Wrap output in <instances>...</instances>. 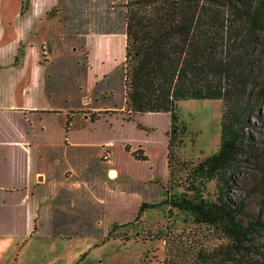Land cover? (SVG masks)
Listing matches in <instances>:
<instances>
[{"label": "trees", "instance_id": "trees-1", "mask_svg": "<svg viewBox=\"0 0 264 264\" xmlns=\"http://www.w3.org/2000/svg\"><path fill=\"white\" fill-rule=\"evenodd\" d=\"M66 3L71 43L79 35L126 36L125 61L96 84V93L115 101L114 108H125L131 117L144 113L170 114L167 156L170 173L176 159L177 134L185 135L187 131L178 115V103L221 102L217 151L190 167L184 191L172 193L168 189L165 201L143 202L137 220L147 210L166 205L171 211L190 215L198 225L220 230L233 245L242 247L258 222L242 225L245 204L233 201L229 193L237 184L235 177L241 164L256 167L264 164V141L259 143L253 132L258 126L264 134V116L260 113L264 104V0H66ZM71 114L67 129L72 125ZM94 114L84 116L96 122L99 114ZM138 154L133 153L137 160L148 161ZM57 179L40 187L41 198L56 205L51 214V230L61 238L71 237L75 232L85 236L97 234L96 210L90 196L82 195L81 200L71 203L73 194L66 188L56 192ZM209 184L214 188L212 198L206 197ZM58 204L73 206L75 211H63ZM169 262L168 253L165 264Z\"/></svg>", "mask_w": 264, "mask_h": 264}, {"label": "rangeland", "instance_id": "rangeland-1", "mask_svg": "<svg viewBox=\"0 0 264 264\" xmlns=\"http://www.w3.org/2000/svg\"><path fill=\"white\" fill-rule=\"evenodd\" d=\"M17 1L4 0L3 4L7 2L6 6L13 12ZM53 12L58 13L56 9ZM79 56V72L74 70L71 75L72 91L74 87L81 90L79 97L82 100L78 106L81 114L78 117L85 114L90 117L95 113L99 114V118L95 116L99 120L75 119L71 142L77 144L70 148L69 158L75 171L85 166L84 171L80 177L76 172V176L68 180L58 177L55 189L57 192L66 188L72 193L71 203L88 194L96 210L99 231L91 236L75 235V232L71 237L61 238L50 229L49 212L44 206L35 215L37 230L34 231L30 205L8 203L5 221L0 213V264H165L168 253L170 264H264V164L258 167L241 164L235 177L237 184L229 193L233 201L241 200L245 204L241 224L247 226L258 222L242 247L233 245L220 230L198 225L190 215L171 211L166 205L146 211L137 220L142 202L165 201L168 189L172 193L184 191L190 167L217 151L221 102L190 100L178 103V115L187 131L185 135L177 134L176 159L170 173L167 158L172 125L170 114L144 113L131 117L125 108H114L115 101L96 93L94 73L101 71L89 65L87 52H81ZM113 56V65L118 64L121 58L123 60L124 51ZM103 70L107 71L106 68ZM84 73H89L90 77L86 78ZM74 75L79 86L74 82ZM260 113L264 116V104ZM253 132L259 143L264 141L258 126ZM6 136L13 138L18 134L7 131ZM61 152L62 149H56L54 154ZM134 152L148 161L137 160ZM23 161L21 157L19 162L22 164ZM7 162V180L10 177L22 179L23 166L16 164L9 150ZM112 169H118V175L112 176L115 171ZM123 182L134 191L128 206L127 195L120 194L119 200L112 196L121 190L118 187L124 185ZM17 183L18 180L7 182ZM73 184L79 185L78 188ZM213 193V185L209 184L206 197L212 198ZM9 199L14 201L15 197ZM117 200L123 207H114ZM58 206L63 211H75L73 206Z\"/></svg>", "mask_w": 264, "mask_h": 264}, {"label": "crops", "instance_id": "crops-1", "mask_svg": "<svg viewBox=\"0 0 264 264\" xmlns=\"http://www.w3.org/2000/svg\"><path fill=\"white\" fill-rule=\"evenodd\" d=\"M3 1L0 0V213L5 221L8 203L30 205V217L37 230L35 215L39 209L42 206L48 209L50 225L51 214L56 209L50 199L41 198V185L52 184L56 177H75L76 172L80 177L85 167H78L75 171L69 158L70 148L77 144L71 142L72 125L81 114L78 112L81 110L78 107L82 100L79 97L81 90L74 87L72 91L71 87L72 71L79 72V54L87 52L89 65L101 71L94 73L97 84L125 61L126 36L79 35L71 43L66 0H18L13 12ZM55 9L58 13L53 12ZM120 50L124 51L123 60L121 58L113 65V55ZM103 68L107 71L104 72ZM87 74L84 76L89 78L90 74ZM74 80L79 86L75 75ZM71 113L73 121L67 129ZM83 119L87 120V117ZM7 131L18 136L7 138ZM56 149H62V152L55 155ZM7 150L11 151L16 164L24 169L22 179L10 177V180H18L17 184H7L10 181L5 169ZM21 157L24 159L22 164L19 162ZM115 171L118 175V169ZM123 183L118 187L120 191L110 195L118 200L120 194L127 195L128 206L134 191L133 187ZM77 184L73 185L76 189ZM12 196L14 201L9 199ZM118 200L114 207H123Z\"/></svg>", "mask_w": 264, "mask_h": 264}]
</instances>
